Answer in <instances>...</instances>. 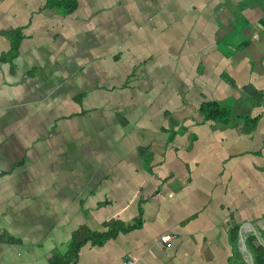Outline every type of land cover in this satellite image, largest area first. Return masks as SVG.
<instances>
[{
  "label": "rangeland",
  "instance_id": "obj_1",
  "mask_svg": "<svg viewBox=\"0 0 264 264\" xmlns=\"http://www.w3.org/2000/svg\"><path fill=\"white\" fill-rule=\"evenodd\" d=\"M109 9L92 31L81 24L79 48L61 22L58 28L61 20L35 16L16 76L7 81L10 67L0 71V170L9 173L0 180V195H9L0 228L51 218L44 202L58 205L59 195L71 200L102 165L118 174L128 152L145 169L144 150L200 114L201 91L232 116L250 120L264 112V0H110ZM83 11L91 13L85 4ZM241 28L250 44L235 51L225 42ZM59 31L65 38L54 41ZM57 123L61 144L49 139ZM262 129L254 140L237 141L231 133L229 143L239 151L260 148L264 123ZM25 138L37 142L23 146ZM127 185L134 196L135 183Z\"/></svg>",
  "mask_w": 264,
  "mask_h": 264
},
{
  "label": "crops",
  "instance_id": "obj_2",
  "mask_svg": "<svg viewBox=\"0 0 264 264\" xmlns=\"http://www.w3.org/2000/svg\"><path fill=\"white\" fill-rule=\"evenodd\" d=\"M109 2L79 0L77 10L67 15L48 7L47 0H25L24 3L23 0H0V71L9 66L11 74L6 80H11L20 69L17 60L24 44L34 38L29 31L35 16L53 15L61 20L57 21L58 28L61 22L60 28L69 33L68 40H73L79 48L81 24L85 22L92 31L98 16L110 10ZM83 4L90 14L83 11ZM20 13L26 14V21H20L25 17ZM17 30L24 35L18 56L3 62L1 59L10 52L12 35ZM61 32L51 35L54 41L65 38ZM141 44V41L137 43L138 48ZM229 47L236 51L235 47ZM114 57L120 58V53ZM4 76L0 73V82ZM201 92L198 93L199 112L200 105L207 102L205 93ZM254 94L260 100L263 98L260 91ZM93 112V109L83 110L64 118L70 120ZM246 117L231 114L228 120L207 121L200 112L196 118L186 117V125L172 130L160 144L151 143L147 147L148 152L143 154L150 155L152 160L145 169L132 163L135 155L127 159L131 154L128 152L117 160L121 164L118 174L101 170L103 165L97 172L92 170L91 181L76 188L71 200L59 195V206L51 205L56 199L44 202L48 205L44 215L51 218L39 219L38 225L6 224L0 228V264H51L57 255L67 264H125L128 258L135 264H248L241 233L250 252L248 241L252 236L264 246V145L239 151L229 143V135L233 133L237 141L254 140L263 130L264 112L250 120ZM255 119L257 122H252ZM172 131L164 128L165 134ZM49 139L61 144L59 123L53 127ZM24 140L27 143L23 146L27 147L37 142ZM117 161L113 160L112 165L116 166ZM25 165V161L16 163L11 174L21 171ZM8 174L0 170V180ZM129 182L135 183L134 196L127 185ZM0 193L3 192L0 190ZM8 196V192L0 195V217L6 215ZM51 206L53 209H49ZM114 221L125 229H132L120 231L116 238L101 243L90 240L77 255H71L73 238L81 228L106 232L107 225ZM164 234L176 236L171 248L160 243Z\"/></svg>",
  "mask_w": 264,
  "mask_h": 264
},
{
  "label": "trees",
  "instance_id": "obj_3",
  "mask_svg": "<svg viewBox=\"0 0 264 264\" xmlns=\"http://www.w3.org/2000/svg\"><path fill=\"white\" fill-rule=\"evenodd\" d=\"M47 6L50 8H55L64 14H71L75 12L79 6V0H47ZM243 28L239 30V33L236 37L226 41L225 45L233 46L236 50H244L249 46V40L245 39L243 35H241V31ZM24 35L21 30H17L12 35V43L10 52L5 55L1 61L9 62L13 61L19 53V48L22 44ZM84 96H81L83 98ZM200 112L205 116L206 120L213 121H223L228 120L230 117L229 111L224 108L221 104L216 101H207L203 102L200 105ZM252 122H257V119L252 120ZM148 152L147 150H144ZM151 156H145V162L147 166L151 163ZM119 226L121 228H119ZM108 230L105 232H89L85 228H81L75 234L73 238V243L71 246V255H77L78 251L86 245L90 240L96 241L98 243L104 242L106 240H110L116 238L117 234L120 231H126L132 229V227L123 228L124 226L120 224L118 221L110 222L108 225ZM237 234V232H236ZM248 247L251 250L254 258V264H264V246L259 244L257 238L252 236L248 241ZM68 258L67 260H69ZM51 264H67L64 262V258L61 256H55L54 260ZM246 264V263H243Z\"/></svg>",
  "mask_w": 264,
  "mask_h": 264
},
{
  "label": "built area",
  "instance_id": "obj_4",
  "mask_svg": "<svg viewBox=\"0 0 264 264\" xmlns=\"http://www.w3.org/2000/svg\"><path fill=\"white\" fill-rule=\"evenodd\" d=\"M229 221V218L227 219V222ZM176 236L173 234H164L160 237L159 241L161 244L166 246V248H171L173 246V242L175 240ZM0 247H1V234H0ZM125 264H135V261L132 259H127Z\"/></svg>",
  "mask_w": 264,
  "mask_h": 264
},
{
  "label": "water",
  "instance_id": "obj_5",
  "mask_svg": "<svg viewBox=\"0 0 264 264\" xmlns=\"http://www.w3.org/2000/svg\"><path fill=\"white\" fill-rule=\"evenodd\" d=\"M254 232H255V230H254ZM255 234L257 235V232H255ZM240 238H241V244H242V248H243V250H244V252H245V255H246V257H247V259H248V264H254V258H253V255H252V253L248 250V248L246 247V244H245V241H244V238H243V233H241V236H240Z\"/></svg>",
  "mask_w": 264,
  "mask_h": 264
}]
</instances>
